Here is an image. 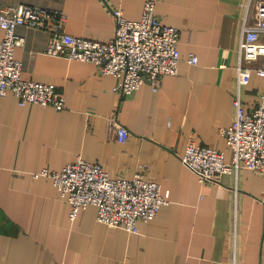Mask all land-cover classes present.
I'll return each mask as SVG.
<instances>
[{
	"label": "crops",
	"instance_id": "obj_1",
	"mask_svg": "<svg viewBox=\"0 0 264 264\" xmlns=\"http://www.w3.org/2000/svg\"><path fill=\"white\" fill-rule=\"evenodd\" d=\"M145 0H0L62 10L65 30L108 41L116 28L111 8L139 19ZM264 0H157L162 22L181 30L177 74L158 89L146 81L124 97L117 77L91 62L49 55L50 33L19 26L15 56L23 76L57 85L65 108L21 105L0 95V264H264V174L241 169L200 182L182 161L190 142L225 152L223 129L235 116L239 43L246 18L260 17ZM0 26V41L4 38ZM199 62L192 64L189 56ZM264 82L252 72L242 87L248 108ZM117 118L130 130L119 141ZM82 157L113 177L143 173L160 183L169 202L140 231L111 227L90 204L71 217V205L45 176Z\"/></svg>",
	"mask_w": 264,
	"mask_h": 264
},
{
	"label": "built area",
	"instance_id": "obj_2",
	"mask_svg": "<svg viewBox=\"0 0 264 264\" xmlns=\"http://www.w3.org/2000/svg\"><path fill=\"white\" fill-rule=\"evenodd\" d=\"M157 0H145L139 19H130L122 8H111L116 28L108 41L81 37L66 32L67 16L56 8L19 4L0 6V26L4 38L0 41V95L12 92L21 105L38 103L61 110L66 98L56 84L24 78L23 63L15 56L16 47L24 41L19 26L46 30L50 40L46 52L52 56L91 62L104 74L117 77L114 91L120 96L132 94L148 81L156 90L165 74H177L183 59L179 41L181 30L162 22L156 11ZM260 17L245 20L239 43L238 87L234 95L235 116L223 129L231 160L211 146L190 142L182 161L200 182L218 181L223 173L241 169L264 174V87L261 99L248 108L242 98V87L252 72L264 82V4L259 6ZM189 62H199L196 54ZM110 128L119 141H125L130 130L117 118ZM53 181L61 196L71 205V217L90 204L98 208L97 218L111 227L138 233L140 222L154 218L169 202L159 182L147 179L143 173L132 178L113 177L100 163L82 157L60 170L43 168L34 173Z\"/></svg>",
	"mask_w": 264,
	"mask_h": 264
}]
</instances>
